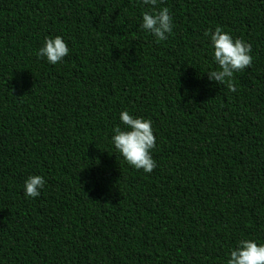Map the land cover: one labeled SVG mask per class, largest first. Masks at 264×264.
Instances as JSON below:
<instances>
[{"label": "trees", "instance_id": "trees-1", "mask_svg": "<svg viewBox=\"0 0 264 264\" xmlns=\"http://www.w3.org/2000/svg\"><path fill=\"white\" fill-rule=\"evenodd\" d=\"M158 7L163 41L141 0H0V264H225L264 243V0ZM217 26L251 46L235 92L207 78ZM57 35L49 65L35 53ZM125 109L152 121L150 174L110 144Z\"/></svg>", "mask_w": 264, "mask_h": 264}, {"label": "clouds", "instance_id": "clouds-1", "mask_svg": "<svg viewBox=\"0 0 264 264\" xmlns=\"http://www.w3.org/2000/svg\"><path fill=\"white\" fill-rule=\"evenodd\" d=\"M146 6L141 13L139 27L155 40L168 38L173 29V20L167 7H158V0H141ZM203 35L210 41L212 62L216 66L206 72L209 82L223 85L229 92H235L234 73H238L251 64V46L240 38L217 26L205 31ZM69 53L66 42L59 35L46 36L35 55L49 65L64 62ZM120 124L113 127L110 144L123 161L135 170L150 174L156 167L151 152L155 147L152 121L130 115L125 109L119 113ZM45 186L41 175H29L23 182L25 198L34 199ZM225 264H264V243L253 239H240L235 247L226 254Z\"/></svg>", "mask_w": 264, "mask_h": 264}]
</instances>
